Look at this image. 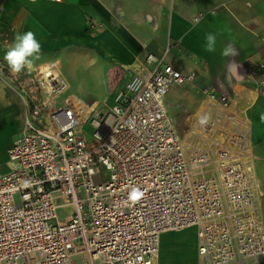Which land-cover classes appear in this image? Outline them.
I'll return each instance as SVG.
<instances>
[{"label":"built area","instance_id":"built-area-1","mask_svg":"<svg viewBox=\"0 0 264 264\" xmlns=\"http://www.w3.org/2000/svg\"><path fill=\"white\" fill-rule=\"evenodd\" d=\"M147 63L109 108L90 113L91 138L72 99L61 98L67 83L55 64L43 70L0 175V264H159L162 233L192 226L197 264L264 258L249 136L232 100L164 57ZM252 75L264 94V62ZM194 87L212 122L195 121L183 137L167 96ZM132 187L145 193L135 203Z\"/></svg>","mask_w":264,"mask_h":264},{"label":"crops","instance_id":"crops-1","mask_svg":"<svg viewBox=\"0 0 264 264\" xmlns=\"http://www.w3.org/2000/svg\"><path fill=\"white\" fill-rule=\"evenodd\" d=\"M130 1L0 0V67L7 65L3 56L15 34L32 31L42 50L31 68L56 64L68 50L82 51L97 72L105 74L108 94L112 96L129 79V66L140 61L145 62L147 70L153 67L147 63L149 54L164 57L184 73L196 71L199 84L226 93L240 114L249 136L251 175L264 221V94L259 92L252 75L253 68L264 62V0H151L153 9L161 14L154 23L134 26L113 15V11L125 8ZM91 18L98 22L96 27L92 28ZM217 30H225L217 50L206 52L205 34ZM228 42H234L238 54L222 58L220 48ZM233 60L239 65L238 73L229 78L227 64ZM113 66H122V69L115 74ZM171 92L184 95L185 102L191 100L198 113L207 107L208 99L197 87L188 91L173 88L167 96V110L175 95H170ZM28 95L24 88L0 73V130L8 129L10 138L7 162L8 149L23 128ZM93 100L99 101L97 97ZM190 228L195 230L192 259L182 264L198 263L197 232L192 226L162 233L159 264L164 239L170 238L179 244L182 232ZM246 264H264V258Z\"/></svg>","mask_w":264,"mask_h":264},{"label":"rangeland","instance_id":"rangeland-1","mask_svg":"<svg viewBox=\"0 0 264 264\" xmlns=\"http://www.w3.org/2000/svg\"><path fill=\"white\" fill-rule=\"evenodd\" d=\"M123 9L113 11L115 19L125 21L130 26H134L136 23H154L156 16L161 14L154 10L151 0H131ZM152 8V9H151ZM91 26L96 27L98 22L91 18ZM96 30V29H95ZM145 62L137 61L127 71H131V74L127 78H130L132 74L144 72L147 70L144 67ZM45 67V66H44ZM113 71L117 74L122 66H113ZM42 67L28 68L20 74H13L10 72L8 65L3 69L0 67V73L12 80V82L24 88L29 95L39 94L38 88L40 86V78L42 77ZM96 67L92 66L91 60L82 51H66L60 62L55 64L54 73L67 83V91L61 96H69L72 99L73 104L78 110L82 120L86 122L84 124V131L87 132L89 138L92 137V133L95 130L94 125L90 122L89 116L94 109H107L113 102L112 95L108 94V88L106 84L105 74L97 72ZM120 85V84H119ZM94 93L95 95H92ZM168 105V110L172 114L173 120L180 134L183 137L188 135L189 130L192 128L196 120L198 113L197 107L190 101H183L184 95L177 93ZM99 99L93 100V99ZM189 97H187L188 99ZM182 103V105H180ZM8 129L0 130V175L5 172L9 167L6 154L7 148L10 144V138L8 137ZM195 237L194 228L186 229L180 236V242L171 240L170 238L164 239L161 244L160 264H182L189 262L192 259L191 244ZM159 257V256H158Z\"/></svg>","mask_w":264,"mask_h":264},{"label":"clouds","instance_id":"clouds-1","mask_svg":"<svg viewBox=\"0 0 264 264\" xmlns=\"http://www.w3.org/2000/svg\"><path fill=\"white\" fill-rule=\"evenodd\" d=\"M199 23V21H196ZM225 30L210 31L205 34L204 50L209 53H214L217 50V45L220 37L224 35ZM42 45L37 39L36 34L32 31L23 33L17 32L13 41L5 50L3 59L6 61L8 68L13 74H20L24 70L31 68L34 60L40 58ZM238 54L234 42H228L220 48L222 58L235 57ZM238 67L235 61L227 64L228 77L238 73ZM212 122V114L210 112H200L196 115V123L200 128H206ZM145 193L139 187H132L129 190L127 200L135 203L139 201Z\"/></svg>","mask_w":264,"mask_h":264},{"label":"bare ground","instance_id":"bare-ground-1","mask_svg":"<svg viewBox=\"0 0 264 264\" xmlns=\"http://www.w3.org/2000/svg\"><path fill=\"white\" fill-rule=\"evenodd\" d=\"M47 66H48V65H45V67L42 66V70H45V69L47 68ZM42 70H41V71H42ZM159 246H160V244H159ZM159 251H160V248L158 249V255H159Z\"/></svg>","mask_w":264,"mask_h":264}]
</instances>
